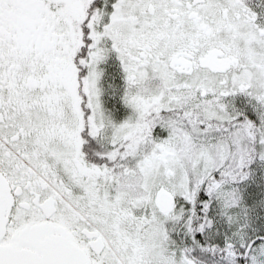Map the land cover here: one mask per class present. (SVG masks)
<instances>
[{"label": "snow or ice", "instance_id": "6c2138e0", "mask_svg": "<svg viewBox=\"0 0 264 264\" xmlns=\"http://www.w3.org/2000/svg\"><path fill=\"white\" fill-rule=\"evenodd\" d=\"M0 264H264V0H0Z\"/></svg>", "mask_w": 264, "mask_h": 264}]
</instances>
